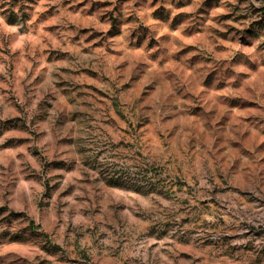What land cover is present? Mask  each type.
<instances>
[{"label": "rangeland", "instance_id": "rangeland-1", "mask_svg": "<svg viewBox=\"0 0 264 264\" xmlns=\"http://www.w3.org/2000/svg\"><path fill=\"white\" fill-rule=\"evenodd\" d=\"M0 264H264V0H0Z\"/></svg>", "mask_w": 264, "mask_h": 264}]
</instances>
